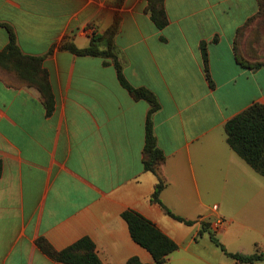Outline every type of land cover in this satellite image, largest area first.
Wrapping results in <instances>:
<instances>
[{
    "label": "crops",
    "instance_id": "obj_1",
    "mask_svg": "<svg viewBox=\"0 0 264 264\" xmlns=\"http://www.w3.org/2000/svg\"><path fill=\"white\" fill-rule=\"evenodd\" d=\"M164 5L169 23L159 30L148 0H0V24L25 54L43 57L55 101L48 115L37 89L0 80V264H63L39 240L60 252L83 238L103 264H153L125 211L177 244L165 264H248L204 229L228 253L264 254V177L225 131L250 106H264V0ZM115 21L127 80L161 103L152 117L166 156L160 199L190 225L151 200L159 178L144 169L149 104L120 85L111 60L61 50L66 41L88 47ZM8 42L1 28L0 50Z\"/></svg>",
    "mask_w": 264,
    "mask_h": 264
},
{
    "label": "trees",
    "instance_id": "obj_2",
    "mask_svg": "<svg viewBox=\"0 0 264 264\" xmlns=\"http://www.w3.org/2000/svg\"><path fill=\"white\" fill-rule=\"evenodd\" d=\"M164 1L148 0L146 8L152 22L159 30L164 29L169 23ZM1 28L7 30L9 42L4 49L0 50V80L12 87L23 86L37 89L44 99L47 114L51 115L55 101L49 74L43 67V57L25 54L19 46L13 28L7 24H0ZM119 31L120 22L115 21L104 34H94L88 47L80 49L74 43L66 41L62 44L61 50L69 51L80 57H101L111 60L120 85L135 100H143L149 104L145 127L144 169L159 178L151 200L160 205L172 218L190 225L192 222L175 216L160 199L166 186L164 180L160 178V169L166 156L158 147L152 117L161 109V103L153 91L145 87H134L127 80L115 43ZM201 51L204 61H207L205 42L201 44ZM104 64L108 65L109 63L105 62ZM225 131L231 149L253 170L264 177V106L259 103L250 106L229 120L225 125ZM122 217L129 226L132 239L151 254L153 264H165L169 256L178 249L177 244L170 237L141 214L135 211H125ZM204 231L209 232L214 244L239 263L252 264L264 260V254L247 256L228 253L211 231L207 229ZM38 245L48 256L63 264H103L97 255L95 244L89 238H83L60 252L53 250L44 239L39 240ZM127 264L143 263L137 257H133L128 260Z\"/></svg>",
    "mask_w": 264,
    "mask_h": 264
},
{
    "label": "rangeland",
    "instance_id": "obj_3",
    "mask_svg": "<svg viewBox=\"0 0 264 264\" xmlns=\"http://www.w3.org/2000/svg\"><path fill=\"white\" fill-rule=\"evenodd\" d=\"M121 45H122V38L120 37V38H118V39L116 40V46H117V49H118V48L120 49Z\"/></svg>",
    "mask_w": 264,
    "mask_h": 264
}]
</instances>
